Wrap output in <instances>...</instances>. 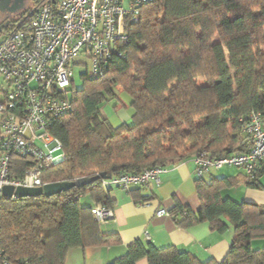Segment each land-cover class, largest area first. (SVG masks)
I'll list each match as a JSON object with an SVG mask.
<instances>
[{
    "label": "trees",
    "instance_id": "16d2710c",
    "mask_svg": "<svg viewBox=\"0 0 264 264\" xmlns=\"http://www.w3.org/2000/svg\"><path fill=\"white\" fill-rule=\"evenodd\" d=\"M125 31L127 42L102 76H83L84 87L72 91L71 112L50 126L48 134L60 142L65 160L44 171L43 183L137 175L199 154L220 159L249 152V114H260L264 122V0H152ZM119 90L130 97L134 115L113 129L100 109ZM32 165L12 158V176ZM262 173L264 165L252 179H216L212 173L195 178L199 209L175 200L167 212L181 229L202 223L218 234L233 229L221 262L137 240L108 264H264V247L252 246L264 241V207L220 194L239 184L258 189ZM112 189L98 180L51 198L0 197V264H64L71 249L120 245L119 236L103 233L91 213L97 204L113 208ZM127 194L137 205L156 199L150 190ZM81 198L92 205H81Z\"/></svg>",
    "mask_w": 264,
    "mask_h": 264
},
{
    "label": "built area",
    "instance_id": "2783aa9c",
    "mask_svg": "<svg viewBox=\"0 0 264 264\" xmlns=\"http://www.w3.org/2000/svg\"><path fill=\"white\" fill-rule=\"evenodd\" d=\"M152 0H37L14 27L0 37V197L4 188H41L42 175L65 160L60 142L48 134L52 123L72 110L73 70L83 76H102L113 54L127 42L125 31L140 8ZM245 133L251 149L216 159L195 156L194 177L204 178L224 168H237L253 178L264 165V122L251 112ZM12 158L33 165L12 176ZM167 168L144 169L101 180L102 187L150 190L160 184ZM98 176V175H96ZM17 198L14 194L10 199ZM92 215L102 225L113 220V210L95 205ZM168 215L158 210L157 217Z\"/></svg>",
    "mask_w": 264,
    "mask_h": 264
},
{
    "label": "crops",
    "instance_id": "0c3cea01",
    "mask_svg": "<svg viewBox=\"0 0 264 264\" xmlns=\"http://www.w3.org/2000/svg\"><path fill=\"white\" fill-rule=\"evenodd\" d=\"M264 50V47H263ZM113 110L104 118L113 129L129 124L134 115L130 97L118 91ZM194 163L191 160L168 167L160 177V184L151 187L150 191L156 196L154 201L137 205L127 193L112 189L109 193L113 205V220L101 225L103 233L116 234L120 238V245L115 247H101L92 249H71L67 252L64 264H108L122 257L129 245L137 240L144 244H151L161 249L173 246L179 250L193 254L200 261L212 259L221 262L228 253L233 229L224 234H218L210 230L207 223L196 225L189 229L178 228L169 215L157 217L158 210L166 212L173 209L175 200L192 211L200 207L196 191L194 177ZM216 179L246 178L244 171L237 168H224L212 173ZM208 179V178H207ZM259 188H251L246 184L221 191V198L229 199L237 203H249L264 207V173L258 179ZM87 206L91 201L87 198ZM253 249L264 247V241H256ZM137 264H147L145 260Z\"/></svg>",
    "mask_w": 264,
    "mask_h": 264
},
{
    "label": "water",
    "instance_id": "95a60500",
    "mask_svg": "<svg viewBox=\"0 0 264 264\" xmlns=\"http://www.w3.org/2000/svg\"><path fill=\"white\" fill-rule=\"evenodd\" d=\"M16 0H0V14L9 8L14 7ZM27 11V10H26ZM25 12V11H24ZM110 175L104 173L99 174L98 176L92 178H81L73 182H63V183H52L44 185L41 188L27 189V188H18L15 191L11 187L4 188L2 194L5 198H10L13 194L20 198L26 197H39L44 196L46 198H51L53 196L68 192L74 188L81 189L89 184L95 183L98 180H109Z\"/></svg>",
    "mask_w": 264,
    "mask_h": 264
},
{
    "label": "flooded vegetation",
    "instance_id": "af4514ba",
    "mask_svg": "<svg viewBox=\"0 0 264 264\" xmlns=\"http://www.w3.org/2000/svg\"><path fill=\"white\" fill-rule=\"evenodd\" d=\"M14 7L0 14V37L10 31L15 21L30 8V0H16Z\"/></svg>",
    "mask_w": 264,
    "mask_h": 264
},
{
    "label": "rangeland",
    "instance_id": "374dc122",
    "mask_svg": "<svg viewBox=\"0 0 264 264\" xmlns=\"http://www.w3.org/2000/svg\"><path fill=\"white\" fill-rule=\"evenodd\" d=\"M34 5H35L34 0H30L29 9H32ZM83 74H84V68L78 67V66L74 68L73 80H74L75 91H80L84 87L85 80L83 78ZM117 94L119 95V93ZM113 104H115L114 101L104 104L103 107L100 109V114L102 116H104V114L110 115V111L113 110V107H112ZM87 203H88L87 198H81V205L85 206L87 205Z\"/></svg>",
    "mask_w": 264,
    "mask_h": 264
}]
</instances>
